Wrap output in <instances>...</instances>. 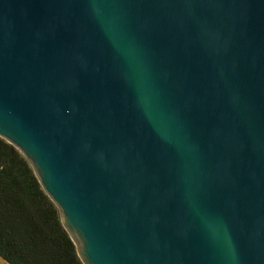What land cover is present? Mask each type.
<instances>
[{
	"label": "water",
	"instance_id": "1",
	"mask_svg": "<svg viewBox=\"0 0 264 264\" xmlns=\"http://www.w3.org/2000/svg\"><path fill=\"white\" fill-rule=\"evenodd\" d=\"M0 138L83 264H264V0H0Z\"/></svg>",
	"mask_w": 264,
	"mask_h": 264
},
{
	"label": "trees",
	"instance_id": "2",
	"mask_svg": "<svg viewBox=\"0 0 264 264\" xmlns=\"http://www.w3.org/2000/svg\"><path fill=\"white\" fill-rule=\"evenodd\" d=\"M0 256L10 264H83L30 162L2 138Z\"/></svg>",
	"mask_w": 264,
	"mask_h": 264
}]
</instances>
